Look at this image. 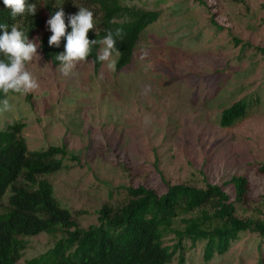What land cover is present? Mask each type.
<instances>
[{
	"label": "rangeland",
	"instance_id": "1",
	"mask_svg": "<svg viewBox=\"0 0 264 264\" xmlns=\"http://www.w3.org/2000/svg\"><path fill=\"white\" fill-rule=\"evenodd\" d=\"M124 1L160 11L142 31L133 60L119 71L103 62L97 71L87 60L65 77L38 46L40 58L28 69L40 86L8 95L12 111L0 112V131L20 121L31 150L64 145L78 157L64 158L61 169L43 177L82 228L98 222L104 204L127 201L130 187L163 194L169 184L205 188L235 174L248 176L252 194L249 211L236 203L237 214L264 217V0ZM113 58L117 64L119 56ZM239 100L246 115L221 126L223 110ZM63 236L25 237L19 262L36 259ZM176 240L174 233L165 237L169 245ZM203 251L204 243L184 241L183 264H264V238L252 231H241L210 261ZM179 258L177 252L171 264Z\"/></svg>",
	"mask_w": 264,
	"mask_h": 264
},
{
	"label": "trees",
	"instance_id": "2",
	"mask_svg": "<svg viewBox=\"0 0 264 264\" xmlns=\"http://www.w3.org/2000/svg\"><path fill=\"white\" fill-rule=\"evenodd\" d=\"M27 2L36 4L35 15L12 18L11 10L0 0V24L9 25V31L12 24H18L55 66L60 65L55 56L63 53L66 40L62 38L58 47L49 45L52 33L47 21L61 7L66 24L68 15L76 14L79 7L93 11L96 31H89V39H102L108 30L123 29V40L116 42L120 52L118 71L133 60L142 31L160 15L159 10L127 4L124 0ZM113 20L117 23H112ZM70 31L69 26L67 32ZM100 47L94 45L88 57L97 71L102 66L97 60ZM3 59L0 54V60ZM3 99L5 96L0 92V101ZM247 109L245 101L234 102L223 110L220 125H234L246 115ZM23 127V122L16 121L0 131V264H21L19 259L27 246L25 237L41 232L62 231L65 236L25 264H171L177 252L178 264H183L187 240L204 243V259L210 261L216 253H225L241 231H252L264 238V217L237 214L236 203L245 212L252 203L250 180L238 174L223 185L208 183L205 188L169 184L163 194L145 186L130 187L127 201L116 206L104 204L98 211L97 223L79 227L71 210L56 199L51 181L43 177L61 169L64 158L78 157L64 145L31 150L22 135ZM259 172L264 175V164L259 165ZM8 192V203L3 208L1 200ZM179 220L183 227L176 225ZM169 233H174L177 239L173 245L165 243Z\"/></svg>",
	"mask_w": 264,
	"mask_h": 264
},
{
	"label": "clouds",
	"instance_id": "3",
	"mask_svg": "<svg viewBox=\"0 0 264 264\" xmlns=\"http://www.w3.org/2000/svg\"><path fill=\"white\" fill-rule=\"evenodd\" d=\"M6 8L11 10V17L24 16L25 14L35 15L36 4H29L27 0H3ZM68 23H65V13L61 7L54 15L48 19L47 24L52 35L48 40L49 45L59 46L62 38L66 40L63 53L55 56L59 61V71L65 77L72 74L76 66L82 62H87L92 54L94 45H100V51L97 60L106 64L109 71H115L116 60L113 54L120 55L116 48L117 39L123 40L124 31L122 28L108 30L102 39H89L88 33L91 30L96 31V21L93 11L85 7H79L76 14L68 15ZM112 23H117L113 20ZM70 26L71 31L67 32ZM0 54L4 59L0 60V92L5 99L0 101V112L12 111V105L7 96L9 92L27 95L39 88L37 78L28 69V64L35 57L38 45L34 40H29L27 34L21 30L18 24H12L9 31V25L0 24ZM146 51L142 57L147 56ZM40 58V57H39Z\"/></svg>",
	"mask_w": 264,
	"mask_h": 264
}]
</instances>
